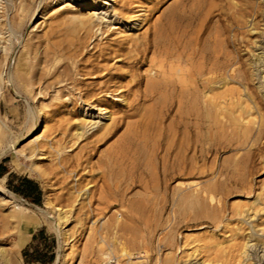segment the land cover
<instances>
[{
    "label": "rangeland",
    "instance_id": "obj_1",
    "mask_svg": "<svg viewBox=\"0 0 264 264\" xmlns=\"http://www.w3.org/2000/svg\"><path fill=\"white\" fill-rule=\"evenodd\" d=\"M63 1L66 0H37L36 9L39 6V11L36 16L25 22L23 30L20 34L18 33L19 31L13 29L14 26L16 27V25H13L11 22L12 20H14L12 17L17 14L16 12H18L16 6L19 5L20 0H0V16L2 15L0 17V22L2 21L1 23L6 24V28L4 29L3 33H0V40L2 41L0 43V60L2 52L1 50H3V48L7 45H13V42L14 44H16V48L14 52L12 51L13 53L11 54L10 65L12 68L9 65L7 73L4 74L6 83L4 84V82L0 79V93H5L9 88L12 90H10L11 95H14L16 92V89H14L15 86H13V82H11L12 80L10 79L15 70V64L17 62L16 59L20 54L25 41L32 38V35H34L33 39L35 41L38 39V35H42L41 37H43L45 35L44 32L47 33L51 30V28H55L61 21V17L63 19L64 15H61L59 18V16H57L56 14L55 16H51V12H48L47 14H45L44 12V15V5L51 4L52 6H56L59 3H63ZM116 1L110 2V6H105L103 10L105 11L104 14L100 15V20H97V22L101 24L99 31L96 32L97 29L95 27L94 32H96V36L94 34L92 40H90L89 42L90 45L88 43V45L82 48V53L85 56V60L91 57L92 54H95L94 56L97 57L96 60L94 58L91 59V63L89 62L90 64L87 63V67L85 68L86 70L90 69L91 71L95 66L98 69L100 67L99 70L100 72L102 71L101 74L105 71L104 68H107L108 70H106L107 73L105 72L104 74L108 76L110 73L109 77L111 78L106 76L95 79V77L93 76L99 75L100 73L97 72V74L91 76V78L90 76H88L89 78L86 80V83L96 82V85L98 86H96L97 89L100 86L99 82L103 84L105 81L109 80L107 84H111L110 91L113 90L114 92L111 91L103 93V98L108 100V102L110 101V104H112L113 109L111 108V110L115 114H117L115 115V118H120V116L122 117V115L128 110L126 102H123L121 100L122 96L125 97L126 95V98H128L130 102H132L131 100L133 99L134 101L137 96H140L141 94L144 95V89L148 76L154 79L159 78L158 80L162 79V75L159 74L157 69V63L150 64L152 57L154 58V50L151 49L146 53L141 52V50H143V46L138 47L134 45L132 47V44H135V40L137 41L136 43H138V41L140 42L142 38L146 37L149 40H152L154 37V33L158 30L159 27L162 26L165 17L171 10L175 8L179 9L180 7V11L183 10L186 11L187 14H191H186V16L189 19L196 20L198 27H200L201 22L204 23L206 28L204 30V34L202 32L198 33L193 31L190 33V36L193 39L198 36L200 42L202 41L200 43L201 46L205 44L213 45L214 38L215 36H217L216 28L222 30V32L225 34L224 38H226L227 50L230 53L232 52V54H234L239 60L240 66L242 70H244L243 72H245V79L242 80V82L238 78H231L232 75L230 71H227L226 74L228 73V80L225 74L224 80L221 81V78H218V80L215 79V84H209L210 88L208 86L206 97L209 100L211 99V102H209L211 103V105L209 104V106H213V109L219 107L218 109H216L218 112L212 109V122H209L211 120H208L206 118L204 120H201L199 122L201 127L198 128V131L194 129L190 133L192 137L191 135H188L190 137L189 142H192V144H190L193 148L191 152L188 153V158L191 159V161L189 160L190 164L187 168V171L184 170L182 172H179V177H177L176 175H174L173 178L168 177L165 181L160 183L158 187L159 190L153 187L154 183L150 182L149 177L146 176H143L144 179L141 182H133L128 180L127 183L123 182L120 185L109 183V181H105L101 178V170H103L107 157H113L115 155L114 153H116V151L118 150L117 141L119 140V137L123 135L126 129V125L123 126V128H121V130H119L116 135L108 141L105 140L96 142V136H92L89 138L84 137L77 141L76 138L72 136L75 130V127L73 126L79 123L77 121L79 119V117L77 116V111H79L81 107L90 108L91 110L92 106L97 104V101L95 99H86V96H83L81 101L78 99V94L76 95V97L74 96V98H76L77 100H74L73 98L72 101L66 102L62 106H60V103H58L57 101L53 100L52 97L49 99V96H47L46 99L40 100L39 102H36L34 104L32 103L39 119V126L37 127V130L32 134H28L27 132L29 129L28 125L26 124V110L28 108V105L22 100L16 102L14 101L12 103L9 101H4V99H2L0 101V123H3L2 126L5 125L6 130H4L3 135L4 133L6 135H4V139L0 141V154L6 147H8L9 143L10 145H15L14 150H23V152L26 153H22L21 155V153L18 154L14 151H11L0 159V163L3 162L5 166L12 172L20 175L30 176V178L37 180L43 190L42 203L40 205H35L30 201L24 199L22 196L15 194L7 187L6 178H0V183L8 192H11L21 198L23 200V203L30 207H45L44 199L47 196L49 201H53L54 207H56L57 205L56 208L59 207L62 210L64 209L62 212L63 214H65L66 220L62 222L63 233L65 234L61 237L50 226L44 224L38 226L28 234L27 227L25 225L19 226L16 220L10 217L11 210L13 209V204L10 201H2L0 199V245H3L4 248H6L10 253L12 247L19 241V239H21L24 235H28L29 240H27V243L21 250L23 264H56L57 260H60V264H79L81 261V264H105V262L103 261L106 260L105 258H107V260H116L115 258H117L118 260H120V264H127L130 259L127 258V256L121 255V247H126L131 253L135 254L132 257H137V253L143 251L144 249L146 251L148 250V257L146 259H141L144 260L141 262V264H213V262H215L216 264H264V65H262L264 64V61L261 60V62H258V57H261V59L264 60V0H187L188 2L186 0ZM182 1L184 4L182 3ZM190 2L193 4H191ZM15 3H17V5ZM195 3H199V5L201 6L203 5L204 8L203 6L198 7V4L197 6H194ZM239 3L241 5H239ZM190 4L194 9L189 7ZM4 6L6 7V10L4 9ZM236 6L237 9H235ZM252 7L254 8L250 9ZM72 10L73 14L71 12L69 16L72 15L79 18L85 17H83L84 14L81 15V13L75 10V8H73ZM163 10L165 11L163 12ZM253 10L255 11V13ZM3 11L5 13L6 11L8 12L5 14ZM195 11L197 14L195 13ZM123 12L124 14H122ZM214 13L216 14V16ZM213 14L215 18H213ZM221 14H223L224 16ZM3 15H6L7 17ZM160 15L161 17H159ZM239 15L241 16V18ZM247 15H249L250 17ZM87 16L88 15L86 14V17ZM101 16H103V18ZM125 16H128V19ZM3 17H5L6 19ZM41 17L43 18L41 19ZM158 17L159 19L157 20ZM134 19H140V23H135L138 26L136 25V27H134L133 29H131L130 27L122 26L127 21H132V24H134ZM216 19L220 20L217 22ZM211 20L212 22H210ZM17 22L20 23L21 19L17 18ZM226 23L228 24V26L226 25L225 28ZM253 23L255 24V26ZM215 24L216 26H214ZM208 25H213L214 28H212L211 26L208 27ZM146 28H149L151 31L149 29L147 30ZM207 29L211 31L208 32V34L207 32H205L208 31ZM146 30L147 32L143 34L142 31L145 32ZM226 31L228 32L226 33ZM138 35L139 37H137ZM203 36L207 39L202 38ZM211 36L213 38H211ZM17 37L22 38L20 39V42H16ZM232 37H234L235 39ZM130 39H133V42ZM7 41H10L11 44ZM115 41L118 43L115 44ZM3 42L5 43V45ZM229 42L231 43L229 44ZM95 47L97 48V50ZM101 47L103 50L101 49ZM130 48L131 52L127 51ZM236 48L240 49V51ZM43 49L44 48L41 49V52L43 51ZM137 53H139V55L141 56L138 57L139 62L135 64V62H133L132 60L133 57L137 55ZM102 54V58H98ZM237 55H239L241 58ZM243 60L244 62H242ZM66 62L68 63V61ZM95 62L98 64H96ZM70 63L72 62L69 61V64ZM245 63L247 64L245 65ZM248 63L250 64L248 65ZM88 65L90 67H88ZM131 65H133V68L131 67ZM82 66H80L79 69H82ZM128 67H130L131 69ZM182 67L185 70L189 69V67H185V65H183ZM243 67L245 69H243ZM149 69H151V72L149 74L144 73ZM61 70H63V67L61 68ZM167 70L172 72L170 68H168ZM138 71L140 73L142 72L141 74L144 77H142ZM133 72L135 73V75ZM247 76H250L251 80L250 77L248 78ZM246 77L252 82L248 81L249 84L248 82H245L247 81ZM77 78L82 79L81 76ZM132 78L136 79L134 80ZM171 79H175V77H171ZM225 81L227 82V84ZM127 83L130 85H126ZM123 84L124 87H121L123 86ZM259 84H261L262 86ZM1 85L4 86L1 87ZM5 86L7 89L5 88ZM102 86L103 85H101V87ZM134 86H137V88H134ZM247 86L248 90H246ZM79 87L80 85H78V88ZM81 87L86 88V86L83 85H81ZM92 87L93 86H91V88ZM125 87H127V89ZM116 89L118 92L116 91ZM133 89L134 92L132 91ZM138 90H140V92ZM210 90H214L216 93H214L213 91V94ZM77 92L79 93V91ZM83 93L84 90L82 91V94ZM54 94H57V92L52 93L53 96ZM111 94L113 95L111 96ZM132 96L134 98H132ZM141 98L142 99L139 98L141 100L139 102V106L143 105L144 107H146L148 105L147 107H151V105L153 104L152 101H144L145 97ZM7 102H9V104H7ZM55 103H57L58 105ZM42 105L43 108H41ZM46 105L49 106L46 107ZM54 106L59 107L58 109L54 110ZM104 107L105 106H103V108ZM94 111V116L96 118L91 121L92 123L94 122L93 124L90 123L93 125V128L89 125L90 132L88 135H90V133L93 132L94 129L96 130L102 125L104 127L105 124L112 123V120H108L107 116L104 114V111L101 114V111L97 110V108L94 109ZM260 111L262 113H260ZM132 112L133 111H130V113ZM49 113L51 114V118ZM175 113L176 109L167 119V121L162 124L163 126L161 125L162 129L167 133H171L174 131V127L172 129V126H174L173 116L175 115ZM234 117L236 118V120H233L235 119ZM244 117L247 119H245ZM243 118L245 120H243ZM130 119L132 121H135L139 118ZM130 119L127 118V121H129ZM45 120H47L48 129L50 130L47 129V135H45L47 137L42 140V143L46 142L47 144L48 142L49 144H47V148H44L43 154L38 153L37 149L35 155L36 157L33 156L32 158H29L31 154V148H29L27 144L30 141L34 140V138L38 135L39 131L42 128L43 121ZM170 121H172L173 124H171ZM254 123H256L255 126H253ZM167 125L172 126L169 127ZM165 126H167L168 128ZM166 128L169 130H167ZM242 128L247 132L249 130V132L251 133H249L250 135H248V138L252 135L249 140L247 138V132ZM201 130L204 131L201 132ZM238 132L240 134L239 136ZM194 133L196 136H194ZM15 137H17L18 140L12 143L11 140ZM180 137L179 139L183 140L184 136L180 135ZM51 139H53L54 141L52 145L53 148L48 147L51 144ZM241 139H244V142ZM242 142L243 145H241ZM196 143L197 146H195ZM111 148L114 149L112 150ZM128 151L129 152L127 154H123L125 155V162L121 163L123 164L122 167L121 164L118 165V169L123 171L126 177H129L130 172L133 171V168L135 166V160L131 158L133 156V151ZM131 153L132 155H130ZM241 154H243V156ZM240 156L244 158H242V161ZM18 164L20 165V167ZM39 165L43 170L49 173V176L47 178H38L37 174H35V176H32L34 174L31 171H33L34 167L36 166L40 168ZM22 167H28L30 169L27 168L26 171L25 169L23 170ZM181 183H184L185 185L180 187ZM105 184L110 188H107ZM111 184L113 187H111ZM127 184L129 187L127 186ZM125 185L127 187H125ZM176 187H180L182 190L178 192L176 191ZM104 188L106 189L104 190ZM196 188H198V191L208 188H210L211 191L214 192L216 190V193L218 194H215L217 195V198H220L221 203L219 206H216L215 202L210 203L211 208H213V215H215L216 217L213 215L211 217L207 216H210L212 213L195 214L191 211H185V209H182V206H180L181 204L179 203V199L182 196L189 195V193H192L193 190H197ZM89 189L91 193L90 195H83V192L79 196L78 191H85ZM126 189L127 193L125 192ZM110 194L113 196H111ZM81 195L83 196L81 197ZM146 195H150V198H152L150 199L149 196ZM106 196H108V198ZM148 199H150L151 201ZM216 207H218L219 209H217ZM48 210L54 213L52 208H49ZM212 217H214L215 219ZM118 221L120 222V225L124 226L115 228V224L118 223ZM20 231H22V233ZM169 231L173 233L172 243H169L165 240V235ZM142 237L146 239L147 243L144 244V246H139L133 242L134 240L137 241ZM259 241H261L262 243ZM4 242L7 245H4ZM244 243H247L248 246L245 247L246 250L244 249ZM8 245L11 247V249H9ZM242 248L243 250H241ZM196 249L198 250V252H196ZM111 251L114 252V254H117L116 257L115 255L109 256V252ZM246 251L247 254L245 256L244 254ZM107 255L109 258L106 257ZM33 260H44L45 263H33ZM49 260L51 261L48 262ZM132 260L138 259L133 258Z\"/></svg>",
    "mask_w": 264,
    "mask_h": 264
},
{
    "label": "bare ground",
    "instance_id": "obj_2",
    "mask_svg": "<svg viewBox=\"0 0 264 264\" xmlns=\"http://www.w3.org/2000/svg\"><path fill=\"white\" fill-rule=\"evenodd\" d=\"M36 1L37 0H20L19 5H17V3H15L17 5L16 9H17L18 12L15 11L17 14H15V13H14L15 15L13 14L14 17H12V18L14 20H12L11 22H12L13 25H16V27L14 26L13 29L19 31L18 33L21 34V32L23 30V26H24L26 21H29L30 19H32L34 16L37 15V13L39 11V6L36 9V6H37L36 5ZM112 1L115 2L116 0H66V1H63V3H59L56 6L55 5L52 6L51 4L44 5L43 14H44V12H45V14H47L48 12H51V16L52 15L55 16V14H56L57 16H59V18H60L61 15H64V17H63V19L61 17V21L57 24V26L55 28H51V30L49 32H47V33L44 32L45 35L43 37H41L42 35L41 36L38 35V39L35 41L33 39L34 35H32L31 36L32 38L29 37L30 39L25 41V44H23L22 50H21L20 54L18 55V57L16 59L17 62L15 61L16 62L15 70H14L13 75H11V79H10V80H12L11 82H13V86H15L14 89H16V92H15L14 95H11V93H10L11 89L10 88L7 89L6 86H5L7 91L5 90L6 91L5 93H3V92L0 93L1 94L0 95V101L2 99H4V101H9V102L13 103L14 101L16 102V101H21L22 100L28 105V108L26 110V124L28 125L29 129H28L27 132H28V134H32L33 132H35L37 130V127L39 126L38 115H37L36 111L34 110L32 103L34 104L36 102H39L40 100L46 99L47 96H49L48 97L49 99L52 97L53 100L57 101L58 103H60L59 105L62 106L66 102L72 101L74 96L76 97V95H78V94H79V97L78 96L77 97L81 101H82L83 96H86V99L87 98L88 99L89 98L90 99H95L97 101V104L92 106L91 110H90V108L81 107L79 109V111H77L78 115L77 114L76 115L79 117V119L77 120L79 123L76 124L75 126H73V127H75L74 128L75 130H74V133L72 135V136H74L76 138L77 141H79L80 139H82L84 137L85 138H89V137H92V136H96V142L105 141V140L108 141L113 136H115L116 133L119 130H121V128H123V126L126 125V129H125L123 135L121 137H119V140L117 141L118 142L117 143L118 144V150L116 151V153H114L115 155L113 157L112 156L107 157V160L105 162L103 170H101L102 171L101 178L104 179L105 181H109V183H115V184H119L120 185L123 182L127 183L128 180L133 181V182H136V181L141 182L144 179L143 176H146V177H149L150 182L154 183L153 187L155 189L159 190L158 187H159L160 183L165 181L168 177L173 178L174 175L179 177V175H178L179 172H182L184 170L187 171V168L189 167V164H190V161H191V159L188 158V153L191 152V150L193 148L192 145H191L192 142H189V138L190 137L188 135H191L190 133L194 129H196V131H198V128L201 127V125L199 123L201 120H204L206 118L208 120L209 119L211 120L209 122H212V114H213L212 109H213V106H209V104L211 105V103H209V102H211V99L209 100L206 97V94L208 92L209 84H212V83L215 84L214 83L216 81L215 79L218 80V78L219 79L221 78V81L224 80V75L226 74L227 71H230V73L232 75L231 78L235 77V78H238V79H240L242 81V80L245 79L244 78L245 77V72H243L244 70H242V68L240 66V62L237 59V57L234 54H232V52L230 53L227 50L226 38H224L225 34L222 32V30H220L219 28H216L217 29L216 30V35L217 36H215V38H214V44L213 45L205 44V45L201 46L200 43L202 41L200 42L198 36L195 39H193V38H191L190 33L193 31V32H198V33L202 32L204 34V30L206 29L204 23L201 22L200 27H198V24L196 23V20L189 19L186 16V14H187L186 11H183V10L180 11V7H179V9L175 8V9L171 10L166 17L164 16L165 19H164V22H163L162 26L159 27L156 32L154 31L155 33H154V37H153L152 40H149L147 37L146 38H142L141 40L138 38L140 40V42L138 41V43H136L137 41L134 39L135 40V44H132V47L134 45H136L138 47L139 46H143V50H141V52H145L146 53V52H149L151 49L154 50L153 51L154 58L152 57V60H151L150 64L151 63L152 64H156L157 63V67H158L157 69H158L159 74L162 75V79L158 80L159 79L158 77H157L158 79H154V78H150L148 76V78L146 80L147 81L146 82V86H145V89H144L145 90L144 95H142V94L140 96L136 95L138 98L136 97V99H134V101L132 99L131 100L132 102H130V100L128 98H126L127 97L126 95H125V97L122 96V98L120 96L121 100L123 102H126L128 110H127V112L124 113L125 115L121 114L122 117L120 116V118H118V117L115 118V115H117V114H115L111 110L112 104H110V101L108 102V100L103 98V96H104L103 93H107V92L113 91V90L110 91V87H111L110 85L111 84L110 85L107 84L109 82V80L106 79L107 81H105L103 84H101V82H99L100 86L97 89H96V86H97L96 82H92V83H90V82L88 83L87 82L86 83V80L89 78L88 76H90V78H91V76L97 74V72H100V70H99L100 67L98 69L97 67L94 66L91 71H90V69L86 70L85 68L87 67V63L90 64L91 63V59L94 58L96 60L97 57L94 56L95 54H92L91 57H89L87 60H85V56L82 53V48H84V46L88 45L90 40H92V37L94 36V34L97 31H99V29L101 27V24L99 22H97V20H100V15L104 14L105 11H103V10H104L105 6H107V5L110 6V2H112ZM125 1H127V0H125ZM198 1H202V0H198ZM182 3H183V1H182ZM202 3H205V2H202ZM236 3H237V1H236ZM191 4H193V3H191ZM191 4H190L189 7H191ZM195 4H194V6H197V4L199 5V3H197L196 5ZM239 5H241V4L239 3ZM200 6L201 5H199L198 7H200ZM224 6H225V4H224ZM73 8H75V10H77L79 13H81V15L84 14L83 17L84 16L85 17L84 18H79L77 16H72V15L69 16L71 14V12L73 11L72 10ZM191 8H193V7H191ZM203 8H204V6H203ZM253 8L254 7L250 8V9H253ZM4 9L6 10L5 6H4ZM167 9H170V8H167ZM195 9H196V7H195ZM235 9H237V6H236ZM115 10H116V8H115ZM165 10H163V12ZM185 10H186V8H185ZM124 11H125V9H124ZM196 11H195V13H196ZM238 11H240V10H238ZM7 12L8 11H6V13ZM75 13H77V12H75ZM220 13H222V12H220ZM254 13H255V11H254ZM72 14H73V12H72ZM86 14L88 15L87 17H86ZM122 14H124V12ZM214 14H213V16H214ZM243 14H244V12H243ZM161 15L159 17H161ZM187 15H191V14H187ZM221 15H223V14H221ZM3 16H6V15H3ZM103 16H105V15H103ZM103 16H101V17L103 18ZM215 16H216V14H215ZM215 16L213 18H215ZM247 16H249V15H247ZM255 16H256V14H255ZM159 17L157 18V20L159 19ZM3 18H5V17H3ZM17 18L21 19L20 23L17 22ZM42 18L43 17H41V19ZM52 18H54V17H52ZM240 18H241V16H240ZM212 20L210 22H212ZM219 20L216 19L217 22ZM159 21H162V20H159ZM214 21H215V19H214ZM1 22H0V33H3L4 29L6 28V24L5 23L3 24ZM252 22H253V20H252ZM133 23L134 24H132V21L131 22L127 21L122 26L130 27L131 29H133L137 25L135 23H140V19H136L135 22H133ZM210 24H212V23H210ZM226 25L228 26V24L227 23L225 24V28H226ZM210 26L208 25V27H210ZM214 26H216V24ZM214 26L212 25L211 27L214 28ZM254 26H255V24H254ZM95 27L97 29L96 32H94ZM222 27H224V26H222ZM7 28H9V27H7ZM57 28L60 29V30H58ZM115 28H117V27H115ZM155 28H154V30H155ZM106 29H108V28H106ZM147 30L145 32L142 31V33L143 34L146 33ZM207 30L208 31H205V32H207V34H208V32H211L209 29H207ZM228 31H226V33ZM228 34H230V33H228ZM132 35H134V34H132ZM11 36H13V35H11ZM95 36H96V34H95ZM2 37H3V35H2ZM137 37H139V35ZM140 37H142V36H140ZM202 38L207 39L204 36ZM211 38H213V37L211 36ZM232 38H234V37H232ZM20 39H22V38L21 37H17L16 42L17 41L20 42ZM127 39H128V36H127ZM1 42L2 41L0 40V43ZM208 42H209V40H208ZM5 43H4V45H5ZM8 43H10V41ZM116 43H118V42L115 41V44ZM230 43L231 42H229V44ZM89 45H90V43H89ZM99 46H101V45H99ZM138 47H137V49H138ZM231 47H232V44H231ZM15 48H16V44H14V42H13V45H7V46H5L3 48V50H1L2 52H1V60H0L1 61V65H0V79L4 82V84L6 83L4 74L7 73V70H8V67L10 65V61H11V54L14 52ZM42 48H44V49L41 52ZM120 48H122V47H120ZM233 48H235V47H233ZM101 49H102V47H101ZM96 50H97V48H96ZM130 50H131V48L129 50H127V51L131 52ZM237 50L240 51V49H237ZM141 52H140V54H141ZM124 53H125V51H124ZM134 53H135V50H134ZM103 54L101 56H99L98 58H100V57L102 58ZM123 55H125V54H123ZM133 55H136V54H133ZM140 56L141 55H139V53H137V55L135 57H133L132 61L135 62V64H137L139 62V58L138 57H140ZM237 56L240 57L239 55H237ZM259 56H261V55H259ZM117 57H118V55H117ZM258 58H259L258 62H261V60L264 61L263 59H261V57H258ZM144 60H145V58H144ZM66 61H68V63ZM69 61H71L72 63L69 64ZM242 62H244V60ZM96 64H98V63H96ZM246 64L247 63H245V65ZM249 64L250 63H248V65ZM82 65L84 66V68H83ZM100 65H104V64H100ZM106 65H108V64H106ZM183 65H185V67L188 66L189 69L188 70L183 69V67H182ZM262 65H264V64H262ZM72 66H74V67H72ZM80 66H82V69H79ZM132 66L133 65H131V67ZM243 66H244V64H243ZM258 66H260V65H258ZM258 66H257V68H258ZM10 67H11V65H10ZM62 67H63V70H61ZM88 67H90V66L88 65ZM247 67H249V66H247ZM128 68H130V67H128ZM168 68H170V70L172 72L167 70ZM252 68H253V66H252ZM243 69H245V68L243 67ZM9 70H10V68H9ZM104 70H103L104 72L102 73L103 75L101 74V72H102L101 71L99 73V75H95L93 77H95V79L96 78H101V77H106L107 75L104 74V73L106 72L107 68L106 69L104 68ZM127 72H129V71H127ZM150 72H151V69L146 70V72H144V73L149 74ZM227 74L225 75L226 77H227ZM109 75H110V73H109ZM109 75L107 77H109ZM131 75H132V73H131ZM134 75H135V73H134ZM170 75H172V76H170ZM79 76H81L82 79L81 78L80 79L77 78ZM141 76H142V74H141ZM142 77H144V76H142ZM171 77H175V79H171ZM247 77H246V79H247ZM109 78H111V77H109ZM132 79H134V78H132ZM228 79L229 78L227 77V80ZM254 79H255V77H254ZM250 80H251V77H250ZM250 80L247 79V81H245V82H248V81L252 82ZM249 82H248V84H249ZM137 83H135V84H137ZM142 83H143V81H142ZM228 83H230V82H228ZM117 84H119V83H117ZM139 84H140V81H139ZM226 84H227V82H226ZM11 85H12V83H11ZM78 85H80V87H81V85L86 86V88H82V87L78 88ZM101 85H103V86L101 87ZM107 85H109V86H107ZM126 85H130V84L127 83ZM218 85H219V83H218ZM259 85H261V84H259ZM3 86L1 85V87H3ZM91 86H93V87L91 88ZM137 86L136 87L134 86V88H137ZM112 87H114V86H112ZM117 87H118V85H117ZM121 87H124V84ZM125 88L127 89V87H125ZM125 88H124V90H125ZM209 88H210V86H209ZM212 88H213V86H212ZM83 90H84V93L82 94ZM214 90H210V91H212V93H213ZM246 90H248V86H247ZM77 91H79V93ZM116 91H117V89H116ZM132 91L134 92V89ZM138 91L140 92V90H138ZM215 91H214V93H216ZM53 92H57V94H54V96H53L52 95ZM247 92H249V91H247ZM112 95L113 94H111V96ZM141 97H145L144 101H147V100L148 101L149 100L152 101L153 104L151 105V107L150 106L147 107L148 105L146 107H144L143 105L139 106V102L141 101L140 99H142ZM132 98H134V97L132 96ZM75 99L76 98H74V100ZM67 100H69V101H67ZM128 100H129V102H128ZM9 102H7V104H9ZM73 103H74V101H73ZM55 104H57V103H55ZM214 105H216V104H214ZM47 106H49V105H46V107ZM103 106H105V107L103 108ZM58 107H55L54 110L58 109ZM41 108H43V105H42ZM50 108H52V107H50ZM96 108H97V110L101 111L100 114L103 113V111H104V114L107 116L108 120H112L111 121L112 123L111 124H105L104 127H103V125L101 127H98V128L96 127L97 129L96 130L94 129V131L91 132L90 135H88L89 132H90V130H89L90 128L89 127L90 126L92 127L93 126L92 124L94 123V122L92 123L91 121H93V119L96 118L94 116V114H95L94 109H96ZM218 108L219 107H217L216 109H218ZM175 109H176V113H175L174 116L172 115L173 118H174V120H173L174 126L171 125L172 129L174 127V129H173L174 131L171 132V133L170 132L167 133V132H165L162 129L161 125L165 121H167V119L171 116V114L174 112ZM216 109H213V110H216ZM250 110H252V109H250ZM130 111H133V112L130 113ZM128 112H129V114H128ZM260 113H262V112L260 111ZM46 118H47V116H46ZM50 118H51V114H50ZM127 118H129V119L130 118H139V119H137L135 121H132L130 119L129 121H127ZM214 118H213V120H214ZM244 118H243V120L247 119V118H245V119ZM233 120H236V118L233 119ZM255 120H256V118H255ZM194 121H196V122H194ZM170 122H171V124H173L172 121H170ZM239 122H240V120H239ZM90 123H92V124H90ZM100 123H102V122H100ZM248 123H250V122H248ZM261 123H262V120H261ZM2 124L0 125V141H2L4 139V135H6L5 133L3 135L4 130H6V127H5V125L2 126ZM241 124H242V121H241ZM211 125H212V123H211ZM255 125H256V123H254L253 126H255ZM167 126H169V125H167ZM167 126H165V127H167ZM171 126H169V127H171ZM47 129H48V122H47V120H45V121H43L42 128L39 131L38 135L34 138V140L30 141L27 144V146H29V148H31L30 149L31 150V154H30L29 158H32L33 156L36 157L35 155H36V150L37 149H38V153H42L43 154L44 148L45 147L47 148V144H49V143L48 142H47V144H46V142L42 143V140L47 137V136H45V135H47L46 134ZM48 130H50V129H48ZM167 130H169V129H167ZM238 130H239V128H238ZM202 131H204V130H201V132ZM244 131H246V130H244ZM249 133L250 132L248 130L247 138H248V135L251 134V133L250 134ZM180 135L184 136L183 140L179 139ZM239 135L240 134L238 132V136ZM194 136H196L195 133H194ZM191 137H192V135H191ZM250 137H252V135ZM180 138H182V137H180ZM238 138H240V137H238ZM249 138H248V140H249ZM17 140H18V138L15 137V138H13L11 140V142L14 143ZM251 141H252V139H251ZM243 142H242V144L241 143L240 144L243 145ZM50 143L51 144L48 147L49 148H53V146H52L53 143H54L53 139H51ZM245 144H246V142H245ZM50 146H52V147H50ZM115 146H116V144H115ZM195 146H197V143L195 144ZM14 148H15V145H10V143H9L8 147H6L2 151V153L0 154V159L3 158L4 155H7L11 151H14V152H16L18 154L21 153V155H22V153H26V152H23V150H14ZM195 148H197V147H195ZM111 149H110V151H111ZM128 150L133 151L132 152L133 156L131 158H133L135 160L134 161L135 162V166L133 168V171L130 172L129 177H126L124 172L118 169V165L121 164L122 162H125V160H124V156L125 155H123V154H127L129 152ZM204 152H205V150H204ZM132 153L130 155H132ZM196 153H197V151H196ZM241 155L243 156V154H241ZM37 156H38V154H37ZM104 157H106V156H104ZM242 158L243 157H241V161L244 159V158L243 159ZM128 160H129V158H128ZM236 160H238V159H236ZM126 161H127V159H126ZM98 163H99V161H98ZM242 163H244V162H242ZM101 165H100V167H101ZM122 165L123 164H121V167H122ZM192 165H191V167H192ZM237 165H239V164H237ZM19 167H20V165H19ZM27 168L22 167V169L23 170L25 169L26 171H27ZM28 169H30V168H28ZM124 170H125V168H124ZM31 172L34 174L32 176H35V174H37V177L41 178V179H45V178H47L49 176V173L47 171L43 170L41 166H40V168L37 167V166L34 167L33 171H31ZM128 184H127V186H128ZM183 185H185V184L181 183L180 187L183 186ZM127 186L125 185V187H127ZM106 187L108 188L109 186L106 185ZM111 187H113L112 184H111ZM116 187H117V185H116ZM180 187H176L177 188L176 191L179 192L180 190H182ZM192 188H195V187H192ZM105 189L106 188H104V190ZM196 189L197 190H193L192 189L194 191V194H193V191H192V193H189V195H185L184 194L185 196H182V197L180 196L181 198L179 197L180 198L179 199L180 200L179 203L181 205L180 204L179 205L182 206V209H185V211L188 210V211H191V212H193L195 214L212 213L210 216L207 215L208 217H211L213 215V208H211L210 203H214L215 202L216 206H219L220 203H221L220 198L218 197L219 198L218 199L217 195H216L218 193H216V190H215V192L211 191L210 188L205 189V190L201 189L200 191H198V188H196ZM119 190H121V189H119ZM119 190H117V191H119ZM208 190H210V191H208ZM101 191H103V190H101ZM110 191H111V189H110ZM78 192H79L78 193L79 196L83 192H84L83 195H90L91 194L90 193V189L89 190H85V191L84 190H80ZM105 192H107V191H105ZM125 192L127 193V189H126ZM111 194H112V192H111ZM190 194H193V195H190ZM83 195H81V197ZM118 195H119V192H118ZM108 196H106V197L108 198ZM111 196H113V195H111ZM146 196H149V198H150V195H146ZM0 199L2 201H10L13 204V209L11 210V216L10 217L12 219L16 220V222L18 223L19 226L25 225L27 227V233L28 234L30 232H32L34 229H36L38 226L42 225V224L50 226L54 231L57 232V234L60 237L65 234V233H63V227H62V222L66 220L65 214H63V212H62L64 209L62 210L59 207L56 208L57 205H56V207H54L53 206V204H54L53 201L52 202L49 201L47 196L44 199L45 207H43V208L38 207V206H31L30 207V206L25 205L21 198H19L18 196H16L15 194H13L11 192H8L3 187V185L0 183ZM150 199H148V200H150ZM70 206H71V204H70ZM49 208H52L54 213L50 212L48 210ZM71 208H72V206H71ZM216 208L219 209L218 207H216ZM180 209H181V207H180ZM68 210H69V208H68ZM214 211H216V210H214ZM139 213H140V211H139ZM213 216H215V215H213ZM212 218H214V217H212ZM128 222H130V221H128ZM115 225H116L115 228L124 226V225H120L119 221ZM19 226H18V228H19ZM126 227H128V226H126ZM1 230H3V229H1ZM20 232L22 233V231H20ZM1 233H2V231H1ZM27 233H25V234H27ZM172 234L173 233L171 231H169L165 235V237H166L165 240L167 242H169V243L173 242L172 241L173 240V235ZM27 240H29L28 235H24L12 247V250H11L10 253H9V251H7L6 248H4L3 245H0V264H23L22 263L23 259H22V255H21V250L23 249V247L27 243ZM104 241H105V239H104ZM133 242L135 244L139 245V246H144V244H147L146 243V239L143 238V237L141 239H138L137 241L134 240ZM244 242H246V241H244ZM259 242H261V241H259ZM5 244L6 243L4 242V245ZM243 245H244V249H245V247H248L247 243H244ZM243 245H242V247H243ZM216 246H217V244H216ZM145 247H147V246H145ZM121 248H122V254L121 255L122 256H127V258L130 259L127 262V264H141V262L144 261V260H141V259H146L148 257L147 256L148 250L146 251L145 249L144 250L142 249L143 251H140V252L137 253V257H132L135 254L131 253L126 247H121ZM9 249H11L10 246H9ZM241 250H243V248ZM194 251H195V249H194ZM196 252H198L197 249H196ZM246 254H247V251L245 252L244 255L246 256ZM112 255H115V257H116L117 254L116 253L114 254V252H112V251L109 252V256H112ZM106 257H108V255ZM133 258H137L138 260H132ZM105 259L106 260H103L105 262V264H120V260H118L117 258H115L116 260H107V258H105ZM81 262L79 264H81ZM56 264H60V260H57ZM63 264H66V263H63ZM209 264H211V263H209ZM213 264H216V263L213 262Z\"/></svg>",
    "mask_w": 264,
    "mask_h": 264
},
{
    "label": "crops",
    "instance_id": "obj_3",
    "mask_svg": "<svg viewBox=\"0 0 264 264\" xmlns=\"http://www.w3.org/2000/svg\"><path fill=\"white\" fill-rule=\"evenodd\" d=\"M0 163V178H6L7 181V187L14 192L15 189L21 190L23 192V195H20L24 198L25 195H29V198L26 199L32 203L33 200L37 199L38 192L31 191L30 185H25L22 181V179L27 178L29 180L34 181L35 183H38L39 191L41 192V198L43 199V190L39 182L33 178H30L29 176L20 175L15 172H12L9 170L5 164L1 167ZM15 193V192H14ZM16 194V193H15ZM18 195V194H17ZM25 199V198H24ZM34 204V203H32ZM36 205V204H35Z\"/></svg>",
    "mask_w": 264,
    "mask_h": 264
},
{
    "label": "trees",
    "instance_id": "obj_4",
    "mask_svg": "<svg viewBox=\"0 0 264 264\" xmlns=\"http://www.w3.org/2000/svg\"><path fill=\"white\" fill-rule=\"evenodd\" d=\"M3 162H2V164H1V167L3 166ZM22 181H23V183L25 184V185H30V187H31V191H34V192H38V197H37V199H35V200H33L32 201V203H34V204H36V205H40L41 203H42V198H41V192L39 191V187H38V183H35L34 181H32V180H29V179H27V178H24V179H22ZM14 192L16 193V194H18V195H23V192H21V190H19V189H15L14 190ZM24 198L25 199H28L29 198V195H25L24 196ZM26 256V255H25ZM51 260H49L48 262H50ZM33 263H45V261L44 260H33L32 261Z\"/></svg>",
    "mask_w": 264,
    "mask_h": 264
}]
</instances>
